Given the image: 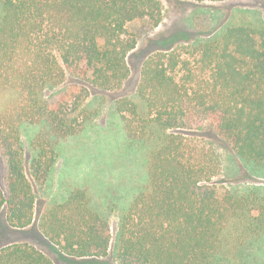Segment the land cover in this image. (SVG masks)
Here are the masks:
<instances>
[{"label":"trees","instance_id":"obj_1","mask_svg":"<svg viewBox=\"0 0 264 264\" xmlns=\"http://www.w3.org/2000/svg\"><path fill=\"white\" fill-rule=\"evenodd\" d=\"M163 18L160 0H0V212L10 228L33 225L34 185L47 184L64 147L100 114L93 91L118 92L129 79L139 42L129 26L154 30ZM113 107L124 137L113 162L47 207L42 234L74 259L112 249L120 264H251L264 245V187L219 188L220 158L201 132L210 127L264 178V22L229 23L151 55L135 98ZM110 172L131 189L115 236L110 215L119 203L100 190ZM0 264L55 263L17 242L0 249Z\"/></svg>","mask_w":264,"mask_h":264},{"label":"rangeland","instance_id":"obj_2","mask_svg":"<svg viewBox=\"0 0 264 264\" xmlns=\"http://www.w3.org/2000/svg\"><path fill=\"white\" fill-rule=\"evenodd\" d=\"M160 1L164 7V18L158 28L152 30L145 23L129 26V31L138 36L139 42L128 58L131 73L123 89L114 93L93 91V96H99L94 105L101 106L99 116L83 139L71 141L64 147L47 184L43 187L34 185L37 200L33 225L25 230L12 229L7 224L4 212H0V249L10 243L26 242L41 250L55 264H120L112 249L104 258L74 259L63 255L42 234L39 228L42 215L51 203L64 199L70 186L89 176L95 167L113 162L112 155L116 152L117 144L124 138L120 118L116 115L113 105L122 97L135 98L140 70L147 58L159 51L176 49L206 39L229 23L259 25L264 22V0ZM93 100L92 98L91 102ZM201 135L219 155L221 170L215 179L219 188L230 190L247 185L264 187V178L246 168L228 144L216 136L210 127H206ZM24 142L28 170L33 153L25 135ZM6 175V160L0 153L1 187L4 186ZM100 190L104 192L110 204L111 200L119 203L117 208L113 206L110 215L112 233L115 236L119 214L128 202L131 189L119 182L117 173L110 172L100 180ZM251 264H264V245L256 252Z\"/></svg>","mask_w":264,"mask_h":264}]
</instances>
